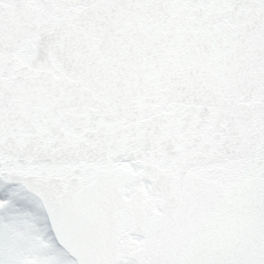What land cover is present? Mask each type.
<instances>
[{
	"label": "snow or ice",
	"instance_id": "obj_1",
	"mask_svg": "<svg viewBox=\"0 0 264 264\" xmlns=\"http://www.w3.org/2000/svg\"><path fill=\"white\" fill-rule=\"evenodd\" d=\"M0 264H264V0H0Z\"/></svg>",
	"mask_w": 264,
	"mask_h": 264
}]
</instances>
